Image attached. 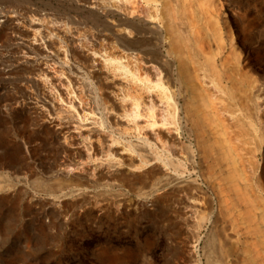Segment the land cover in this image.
<instances>
[{
    "label": "rangeland",
    "instance_id": "obj_1",
    "mask_svg": "<svg viewBox=\"0 0 264 264\" xmlns=\"http://www.w3.org/2000/svg\"><path fill=\"white\" fill-rule=\"evenodd\" d=\"M223 4L238 35L243 33L241 17L264 18V0H223ZM141 5L146 6L144 17H132L126 0H0V16L24 18L11 26L0 19V264H255L252 256L264 254L263 142L253 146L252 154L244 152V159L238 158L232 168H238L240 176L234 179L229 164L201 157L188 133L190 127L179 143L189 147L192 156L177 169L160 160L129 177H70L71 165L63 162L67 135L58 145L56 123H50L46 111L31 109L37 95L32 77L37 76L29 71L35 63L23 59L28 43L47 52L52 44L54 56L44 63L66 74L79 72V95L99 96L107 107L115 104L116 95L135 99L144 90L138 81L144 60L134 59L132 53L155 57L163 71L156 75L172 89L161 60L167 59L169 48L161 10L155 3ZM34 18L40 19L37 28L30 26ZM144 20L150 27L158 26L145 37L124 25L128 21L142 25ZM261 35L258 29L251 42H242L243 37L237 45L251 56L250 73L260 88L255 97L264 96V56L256 60L253 54L256 49L264 52ZM148 38L152 40H144ZM118 62L130 73L125 74ZM92 74L96 76L91 78ZM43 82L40 88L58 95L52 82ZM157 95L164 96L160 91ZM89 112L101 122L99 108L93 106ZM113 117L109 120L116 125ZM120 125L126 141L139 144L135 129ZM251 125L259 128L256 121ZM158 154L166 160L167 153ZM59 171L64 176H58ZM238 243L248 244V255L241 259L233 255Z\"/></svg>",
    "mask_w": 264,
    "mask_h": 264
},
{
    "label": "bare ground",
    "instance_id": "obj_2",
    "mask_svg": "<svg viewBox=\"0 0 264 264\" xmlns=\"http://www.w3.org/2000/svg\"><path fill=\"white\" fill-rule=\"evenodd\" d=\"M126 3L132 17H144L143 9L146 10V6L143 8L141 4L150 6L155 3L154 7L158 6V10H161L159 14L162 15V22L166 27L169 45L167 59L164 61L161 58V60L162 66L166 67L165 74L171 80L172 89L166 87L159 74V78L156 75L160 71V65L156 64L155 57L142 54H138L137 57L132 53L134 59L144 60V69L142 68L144 74H141L138 80L144 90L135 99H129L126 95H116L113 105L115 107H107L103 105V100L99 96L83 98L79 95L77 92L79 72L69 71L66 74L58 70L56 66L49 65L47 61H45L47 64L44 63L43 60L51 61L54 56L52 44H49L50 52H47L36 43H28L29 51L26 56L23 55L25 62L35 63L29 71L37 76L32 77V81L37 85V95L35 101L31 103V109L39 114L46 111L50 123H56L57 131L53 133L58 145L61 144V137L67 135L65 137L68 147L63 145L65 148L63 162L71 165L67 171L68 175L71 174L70 177H129L153 168L160 160L177 169L185 160L188 162L192 156H190L189 147L183 144L181 146L179 143V138L186 135L190 127L188 133L195 139L196 148L201 157L207 159L215 157L218 162L223 161L229 164L230 177L232 176L233 179L235 176L239 177L236 170L238 168L233 169L232 166L236 167L238 158L244 159L242 157L244 152L247 155L254 149L253 146L264 143V96H254L255 90L260 88H258V79L250 73L253 68L252 59L250 55L240 52L241 49H238L237 45L242 44L238 42L243 37L242 42H251L254 31L257 32L258 29L264 37V18L241 17L240 26L243 33L238 35L232 20L226 17V14L224 15L223 8L226 2L223 4V0H199L198 2L126 0ZM149 17L151 20L152 17L154 18L152 15ZM1 18L9 26L13 25L14 21L24 19L23 14L15 18L3 14ZM147 21L144 20L142 25L128 21L124 25L132 27L138 36L145 37L150 30L158 29V26L150 27ZM29 22L30 26L35 28L39 25L40 19L34 18ZM15 27L18 28L16 25ZM37 32H40V29ZM261 44H264V41H261ZM133 48L132 46L129 50ZM253 54L256 60L264 56L262 49H256V53L253 52ZM111 63L114 64V62ZM118 64L125 74L130 73L122 62ZM160 72L162 76L163 71ZM90 76L93 78L96 75ZM47 80L52 82V86L58 88L57 96L51 90L39 87L42 81ZM158 91L164 96L157 95ZM164 98L167 99L164 100ZM169 103L172 104V108ZM93 106L101 110V122H95L90 116L89 109ZM14 110L15 108L12 109ZM110 115H114L116 125L109 120ZM182 117L185 119L184 123L181 122ZM255 121L259 127L257 130L251 125L255 124ZM120 123H126L135 129V133L139 134V144L134 145L130 142L131 140L126 141ZM252 129L255 131L252 132ZM15 144L19 145L17 142ZM159 152H164L165 155L167 153L166 160L158 154ZM152 171L148 170L146 173ZM262 173L264 174V165ZM64 174L63 171L57 172L58 176H64ZM212 240H217V237ZM247 247L246 243H243V247L238 243L233 255L241 259L248 255ZM251 259L261 264L264 262V254L260 255L257 252Z\"/></svg>",
    "mask_w": 264,
    "mask_h": 264
}]
</instances>
